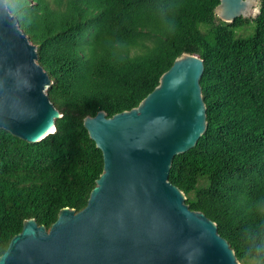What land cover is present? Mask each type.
<instances>
[{
  "label": "trees",
  "instance_id": "16d2710c",
  "mask_svg": "<svg viewBox=\"0 0 264 264\" xmlns=\"http://www.w3.org/2000/svg\"><path fill=\"white\" fill-rule=\"evenodd\" d=\"M5 2L36 45L61 116L38 142L0 128V255L25 219L49 228L61 208L86 205L103 158L84 117L137 106L183 53L203 59L207 126L173 157L168 179L233 250L242 245L247 206L264 192V0L231 23L214 13L219 0ZM248 22L252 32L235 36Z\"/></svg>",
  "mask_w": 264,
  "mask_h": 264
},
{
  "label": "water",
  "instance_id": "95a60500",
  "mask_svg": "<svg viewBox=\"0 0 264 264\" xmlns=\"http://www.w3.org/2000/svg\"><path fill=\"white\" fill-rule=\"evenodd\" d=\"M257 0H219L214 13L231 23L250 17ZM37 48L0 0V128L27 142L55 131L61 116ZM203 59L183 53L137 106L83 125L103 168L86 205L63 207L49 228L34 218L10 239L0 264H234L235 252L203 212L191 210L168 179L175 155L207 126L200 77Z\"/></svg>",
  "mask_w": 264,
  "mask_h": 264
},
{
  "label": "clouds",
  "instance_id": "9594fccd",
  "mask_svg": "<svg viewBox=\"0 0 264 264\" xmlns=\"http://www.w3.org/2000/svg\"><path fill=\"white\" fill-rule=\"evenodd\" d=\"M246 212L249 222L240 232L242 245H235L234 264H264V192L253 198Z\"/></svg>",
  "mask_w": 264,
  "mask_h": 264
},
{
  "label": "rangeland",
  "instance_id": "374dc122",
  "mask_svg": "<svg viewBox=\"0 0 264 264\" xmlns=\"http://www.w3.org/2000/svg\"><path fill=\"white\" fill-rule=\"evenodd\" d=\"M257 2L255 4L254 9L250 13L251 14L250 17L256 14L257 12ZM252 29H253L252 23L248 22V23H244L242 26L233 28V32L235 36H247L252 32Z\"/></svg>",
  "mask_w": 264,
  "mask_h": 264
}]
</instances>
